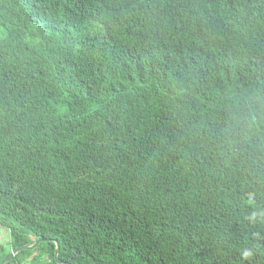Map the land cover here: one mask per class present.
Returning <instances> with one entry per match:
<instances>
[{"label": "trees", "instance_id": "obj_1", "mask_svg": "<svg viewBox=\"0 0 264 264\" xmlns=\"http://www.w3.org/2000/svg\"><path fill=\"white\" fill-rule=\"evenodd\" d=\"M0 228L41 241L7 264H264V0H0Z\"/></svg>", "mask_w": 264, "mask_h": 264}, {"label": "water", "instance_id": "obj_2", "mask_svg": "<svg viewBox=\"0 0 264 264\" xmlns=\"http://www.w3.org/2000/svg\"><path fill=\"white\" fill-rule=\"evenodd\" d=\"M41 241H35L33 244L28 245V246H24V247H20L15 249L13 252H11V254L4 259L0 264H7L15 255H17L18 253L22 252V251H26V250H33ZM57 254H58V246L56 245V250H55V259L57 258ZM58 264H63L59 261H57Z\"/></svg>", "mask_w": 264, "mask_h": 264}, {"label": "rangeland", "instance_id": "obj_3", "mask_svg": "<svg viewBox=\"0 0 264 264\" xmlns=\"http://www.w3.org/2000/svg\"><path fill=\"white\" fill-rule=\"evenodd\" d=\"M8 234L7 231H5L4 229L0 228V243L5 244L8 243Z\"/></svg>", "mask_w": 264, "mask_h": 264}, {"label": "crops", "instance_id": "obj_4", "mask_svg": "<svg viewBox=\"0 0 264 264\" xmlns=\"http://www.w3.org/2000/svg\"><path fill=\"white\" fill-rule=\"evenodd\" d=\"M6 244H8V243H6Z\"/></svg>", "mask_w": 264, "mask_h": 264}]
</instances>
